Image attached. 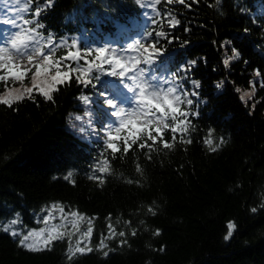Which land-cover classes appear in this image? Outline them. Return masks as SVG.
Returning <instances> with one entry per match:
<instances>
[{"label": "trees", "instance_id": "16d2710c", "mask_svg": "<svg viewBox=\"0 0 264 264\" xmlns=\"http://www.w3.org/2000/svg\"><path fill=\"white\" fill-rule=\"evenodd\" d=\"M45 3L33 0L31 10ZM186 3L191 6L161 0L156 5L161 17L136 0H53L41 13L45 35L51 31L57 38L72 37L81 46L108 45L120 51L146 29L167 32L172 43L160 41L167 56L156 69L170 79L177 73L184 88L198 93L189 98L199 116L189 117L192 127L184 138L191 143L177 136L170 149L158 140L150 153L133 146L125 156L121 142L113 157L100 138L110 119L107 107L95 101L102 99L100 91L113 92L119 83L114 77L102 76V82L93 81V88L77 84L73 76L51 101L37 95L12 108L0 105V221L19 213L23 225L36 229L35 215L57 203L94 218L93 251L76 253L71 262L66 239L54 241L50 251L29 252L0 232V264H264V9L261 0H223L219 9L216 0ZM146 11L157 19L156 25L143 15ZM165 12L175 15L180 25L170 28L162 18ZM11 15L10 5H0V19ZM24 16L32 18L30 13ZM85 16L89 22L81 23ZM92 17L109 23L93 25ZM233 47L240 58L225 68L223 61L232 56ZM64 52L58 49L56 56ZM252 83L255 96L241 102L235 89L246 91ZM81 95L93 102L82 106ZM86 107L93 114V130L76 136L68 123L74 115L83 117ZM181 108L187 110L186 104ZM164 139L171 141L170 131ZM205 139L212 143L205 144ZM105 159L108 171L94 172L105 167ZM69 172L72 176L65 179ZM149 206L155 216L147 211ZM229 222L235 228L225 241ZM108 223L126 236L105 240L108 247L101 250L98 239L108 234ZM132 229L137 235H131ZM157 229L160 234L153 235ZM125 239L127 243L118 246ZM104 251H109L107 257Z\"/></svg>", "mask_w": 264, "mask_h": 264}, {"label": "snow or ice", "instance_id": "6c2138e0", "mask_svg": "<svg viewBox=\"0 0 264 264\" xmlns=\"http://www.w3.org/2000/svg\"><path fill=\"white\" fill-rule=\"evenodd\" d=\"M32 2L33 0H0V5H11L13 11V15L0 19V25L9 26L0 32V83H3L5 88L4 92L0 93V105L12 108L14 104L26 98L34 100L37 95L51 101L52 94L59 90V86L72 83L73 76L77 84L93 88H95L93 81L102 82V76L114 77L119 83L112 86L113 92L100 91L98 96L102 99L95 101L106 106L108 110L106 114L110 119L105 124L102 130L103 136L100 138L103 140L105 150L110 151L113 157L120 152L121 142L125 156L133 150V146L140 150L147 148L150 153L156 150L154 146L158 140L163 148L170 149L177 140V136L183 143L192 142L191 138L185 139L184 137L192 127V120L189 117L199 116L198 111L191 110L194 101L189 98L190 96H198V93L189 92L188 89L184 88L177 73H172L171 76L174 79H170L161 75L156 69V66L163 63L167 56V48L161 45L160 41L163 39L167 40L169 44L172 43L167 32L146 29L139 38L127 45L126 50L121 49L119 52L116 48L108 45L81 46L80 42L72 37L60 36L57 38L51 31L45 35L41 31L45 25L40 22V17L42 12L52 6L53 0H46V3L43 6H37L34 12L31 10ZM192 2L196 3L198 0H192ZM222 2L223 0H216L215 7L219 9ZM136 3L142 8H150L156 11V16L161 17V12L156 9V5H159L161 0H148L147 4H142L141 0H136ZM167 3L191 6L186 3V0H167ZM213 6L209 4V7ZM261 9H264V0H261ZM5 11L8 9L6 8ZM25 13H30L32 18H25ZM143 15L151 24H157V19L153 18L149 12L146 11ZM162 18L167 19L169 27L173 29L181 23L175 15L169 12H165ZM68 19L71 21L72 16L70 15ZM89 19L85 16L81 23H87ZM18 20H22V24ZM91 23L93 25H105L109 21L92 17ZM31 25L34 26L30 27ZM185 31L187 32L188 29L186 28ZM145 41L148 43L146 44ZM221 47H225V45H221ZM58 49H65L64 54L56 56ZM127 50H134L138 55L126 57L120 54ZM239 58V51L233 47L232 56L223 61L225 68L229 67L230 60ZM187 63L195 65L196 61H188ZM184 69L185 66L181 65V70ZM256 75H260L258 71ZM29 77L31 86H24V81ZM9 83L12 85L19 83L21 87H9ZM192 83L196 88H199V81L194 80ZM223 83L224 81L217 83L216 87L221 88ZM235 91L241 92V89L236 88ZM251 95L245 91L240 95V100L244 102L245 98L250 99ZM78 99L86 105L93 102L89 96L85 95H81ZM185 104L187 110L181 108V105ZM76 119L79 120L80 117L77 116ZM169 120L172 123H169ZM165 131L171 132V141L164 139ZM138 141H143V143H138ZM149 141L151 144L148 143ZM222 142L223 138L221 137ZM204 143L210 145L212 141L205 139ZM218 147L219 144L211 151H216ZM148 159H151L150 154ZM104 165L105 167L99 169L93 168V171L107 172V159H105ZM136 171L141 172L139 164L136 166ZM71 176L72 173L69 172L65 179H69ZM94 178L96 177H89V179ZM99 179L103 183V178L100 177ZM132 182V180H128L129 184ZM52 209H58L62 214V223L48 227L51 219L54 218ZM41 211H48V215L41 217L38 221L45 227L27 229V226L23 225L20 214L16 213L10 220L0 223V231L12 236L18 241V247L29 252L50 251L54 241L62 240L67 236L69 246L65 254L69 262L73 260L76 253L84 254L85 251H93L87 245L80 246L85 237L89 241L91 240L94 230L91 226V220H89L87 231L77 239L75 248H73L71 237L74 233L61 231V228H66L64 221L67 216H71L75 218L71 222L72 228L79 231L78 221L82 220L83 216L75 211L64 213L63 207L58 203L53 204L50 209H41ZM147 211L153 216L157 214L152 206H149ZM252 211L255 212L256 209L254 208ZM108 219H111V214ZM116 223L119 224L120 220L117 219ZM124 223L130 225L131 221H124ZM140 223L143 224L144 221L141 220ZM107 228L109 229L108 234H101L102 239L98 246L101 250L108 247L105 240L115 239L117 235L119 237L126 236L123 230L117 233L111 223L107 224ZM227 228L228 234L224 237L225 241H228L233 235L234 223L229 222ZM159 234V229L153 233V235ZM131 235H137V230L132 229ZM126 243V239L121 240L118 246H123ZM160 250L163 251L162 248ZM109 251H104L103 255L107 257Z\"/></svg>", "mask_w": 264, "mask_h": 264}, {"label": "rangeland", "instance_id": "374dc122", "mask_svg": "<svg viewBox=\"0 0 264 264\" xmlns=\"http://www.w3.org/2000/svg\"><path fill=\"white\" fill-rule=\"evenodd\" d=\"M142 1L144 4H147V2H148V0H142ZM7 27H9V26L7 25ZM123 53L126 57L127 56H132V57L137 56V54L134 50L121 52L120 54H123ZM252 84H253V87L246 90L247 92L252 94L251 98L249 99L246 97L245 101L243 103H246L247 101L252 100L253 97L255 96L256 86L254 85V83H252ZM2 86H4V84L0 83V87H2ZM24 86H31L30 85V77H29V79L24 81ZM9 87L19 88V87H21V85L19 83L15 84V85H12L11 83H9ZM2 90H3L2 91V93H3L5 88ZM243 92H245V91L240 92L239 99H240V95ZM82 106H88V104L86 105V104L82 103ZM93 110H94V108H93ZM99 115H102V113H99ZM77 116L80 117L79 120L76 119ZM92 118H93V114H92L91 108L86 107L85 115L83 117H81V114L80 115H74L72 117V119L69 121L68 126H67L68 130L71 133L75 134L76 136H87L89 134L90 130H93ZM82 129H83V131H81ZM50 208H51V206L44 208V209H50ZM52 212H53L54 218L51 219L48 227H52L53 225H60L62 223V219H61L62 214L59 212V210L58 209H52ZM69 212H72V211H68V210L64 209V213H69ZM45 215H48V211H43V212L41 211L39 214L35 215L36 222L38 224V228L45 227L44 224L38 222L41 219V217H43ZM74 219L75 218H73L71 216H67V219L64 221V223L66 224V228H64V227L61 228V231H68V232L74 233L71 237V244H72L73 248H75L77 239H79L81 237L82 233L87 231V228L89 227V220H91V226L92 227H93V223H94V220L92 218L83 216V219L78 221L79 231H76L75 229L72 228V223H71ZM6 221H7V219H2V221H0V223L6 222ZM27 229H31V228H27ZM27 229H24V230L26 231ZM0 232H2V231H0ZM108 232H109V230H108ZM93 234H94V230H93V233L91 236V240L89 241L88 238L85 237L83 243L80 246L84 247L85 245H87L88 247L91 248L93 246ZM64 239H66L67 242L69 243L67 236H65ZM98 240L100 242L101 239H98ZM97 246H99V243L97 244ZM85 252H87V251H85Z\"/></svg>", "mask_w": 264, "mask_h": 264}]
</instances>
